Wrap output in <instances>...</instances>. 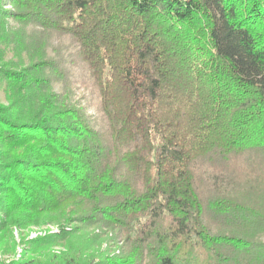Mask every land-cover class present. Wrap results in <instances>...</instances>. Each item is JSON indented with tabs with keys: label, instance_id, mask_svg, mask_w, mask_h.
<instances>
[{
	"label": "trees",
	"instance_id": "16d2710c",
	"mask_svg": "<svg viewBox=\"0 0 264 264\" xmlns=\"http://www.w3.org/2000/svg\"><path fill=\"white\" fill-rule=\"evenodd\" d=\"M0 81V264H264V0H0Z\"/></svg>",
	"mask_w": 264,
	"mask_h": 264
},
{
	"label": "rangeland",
	"instance_id": "374dc122",
	"mask_svg": "<svg viewBox=\"0 0 264 264\" xmlns=\"http://www.w3.org/2000/svg\"><path fill=\"white\" fill-rule=\"evenodd\" d=\"M6 22L8 24V27H10V26L16 27L17 26L14 23V21H12L11 19H7ZM28 30H29V28L27 27L24 30V32H26ZM59 47H60V49H62L60 52H64L63 46H59ZM65 51H66V55L64 57V60L66 58H68L67 54H69L68 49H66ZM4 58L6 60H15V58L13 57V53L11 51L6 52ZM74 63H76V62H72V58H68V59H66V62L63 65L65 67V69L67 70V72L72 74L71 76L68 77L70 80V83H71V89L76 94V97L77 96L80 97L81 94H83L85 96L86 103L90 106L88 108V113L92 116H96V115H98V112L96 110V105H97L96 95L94 93H91L89 91V88L85 87L82 84V77L80 75L81 72H80L79 68L77 66H75L76 64H74ZM4 87H5V83L3 81H0V103L1 104H6ZM53 87L56 91L60 90V85L58 83L57 84L54 83ZM57 232H58V226L54 225V224L53 225L52 224H46L43 226H30L28 228L21 229V230H19L17 228H13V235L17 241V247L15 249V257H18L21 254V251L23 249V246L21 245V242H20V236L21 235L26 240H30V239H34L36 237L43 236L45 234H54ZM95 232L96 233H100V232L103 233V235H101V236H103V240H104L103 244H102L103 250L108 251L111 254H117L118 253V251H119L118 248L120 246V243L116 244L112 241L111 242L108 241V237L110 236V233L108 231H106V230L99 231L98 229H95ZM261 239L264 241V234L262 235ZM55 250H59L58 247H56ZM12 256H10V257H12ZM5 258H8V256L0 254V260H5Z\"/></svg>",
	"mask_w": 264,
	"mask_h": 264
}]
</instances>
